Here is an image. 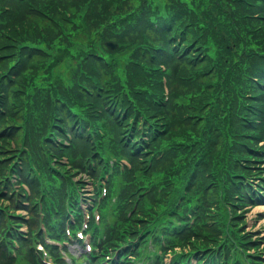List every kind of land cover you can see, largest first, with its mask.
<instances>
[{
    "label": "trees",
    "instance_id": "obj_1",
    "mask_svg": "<svg viewBox=\"0 0 264 264\" xmlns=\"http://www.w3.org/2000/svg\"><path fill=\"white\" fill-rule=\"evenodd\" d=\"M142 130L148 139L139 142ZM9 137L27 147L21 170L1 157ZM262 140L264 0H0L3 171L37 189L40 173L45 190L52 175L59 196L61 155L91 170L109 165L111 148L141 170L139 179L125 174V186L144 178L169 206L164 213H195L194 225H183L188 243L218 244L226 234L225 246H237V208L264 179ZM176 255L171 264H185L188 254Z\"/></svg>",
    "mask_w": 264,
    "mask_h": 264
},
{
    "label": "rangeland",
    "instance_id": "obj_2",
    "mask_svg": "<svg viewBox=\"0 0 264 264\" xmlns=\"http://www.w3.org/2000/svg\"><path fill=\"white\" fill-rule=\"evenodd\" d=\"M64 65H61V69L64 70ZM107 154H112V149L108 148L107 149ZM63 164H65V161L62 160ZM77 178L81 177L85 183L84 186L82 188V192H84L85 194L83 195V200L84 203H92V199L94 196V186L93 183L90 179H92L88 174L85 173H79L76 176ZM83 203V204H84ZM28 207H30V205H27ZM240 210V209H239ZM241 211H244V213L242 212V215L240 218H246V223L244 225V227L247 230H250L251 232L250 235H253L254 238L257 240H260V250H264V205H258V206H253L252 208H249L247 210V206H244L243 208H241ZM86 240H88V238H86ZM69 248V252L72 254V256H78L82 251H83V247L77 243L76 241L71 242V246L68 247ZM21 252H24L21 249ZM250 252H253V250H251ZM170 255H167L166 259L169 260ZM18 263L19 264H26L27 260L25 257L23 256H19L18 257ZM59 264H70V260L68 258L66 259H60V263ZM111 264V263H109ZM135 264H140V263H135Z\"/></svg>",
    "mask_w": 264,
    "mask_h": 264
},
{
    "label": "water",
    "instance_id": "obj_3",
    "mask_svg": "<svg viewBox=\"0 0 264 264\" xmlns=\"http://www.w3.org/2000/svg\"><path fill=\"white\" fill-rule=\"evenodd\" d=\"M110 44H112V43H110Z\"/></svg>",
    "mask_w": 264,
    "mask_h": 264
}]
</instances>
